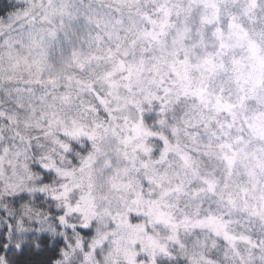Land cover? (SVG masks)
<instances>
[{"label": "snow or ice", "instance_id": "6c2138e0", "mask_svg": "<svg viewBox=\"0 0 264 264\" xmlns=\"http://www.w3.org/2000/svg\"><path fill=\"white\" fill-rule=\"evenodd\" d=\"M0 264H264V0H0Z\"/></svg>", "mask_w": 264, "mask_h": 264}]
</instances>
